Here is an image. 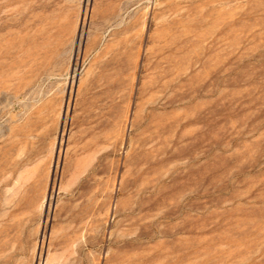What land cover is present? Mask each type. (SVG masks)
<instances>
[{"label": "rangeland", "instance_id": "374dc122", "mask_svg": "<svg viewBox=\"0 0 264 264\" xmlns=\"http://www.w3.org/2000/svg\"><path fill=\"white\" fill-rule=\"evenodd\" d=\"M0 264H264V0H0Z\"/></svg>", "mask_w": 264, "mask_h": 264}]
</instances>
